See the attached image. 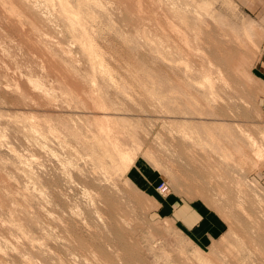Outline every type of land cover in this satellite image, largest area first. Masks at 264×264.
Returning a JSON list of instances; mask_svg holds the SVG:
<instances>
[{"label": "rangeland", "instance_id": "rangeland-1", "mask_svg": "<svg viewBox=\"0 0 264 264\" xmlns=\"http://www.w3.org/2000/svg\"><path fill=\"white\" fill-rule=\"evenodd\" d=\"M41 1L44 2L46 0H40V2ZM64 1L67 6L72 8V10L78 11L79 15H83V17L82 15H80V18L82 17L81 22H84L83 25L81 24L82 27L79 25L75 27L74 25L73 28L71 27L72 24L68 23L69 21H65L66 18L65 16H63L59 1L56 0H53V3L50 4L53 8L49 6L50 9L52 8V11L50 10V14L52 16L50 15V18L47 17L46 19L44 16L45 14H42L44 16L43 19L41 15H39L41 17L38 16V13L34 14L36 13V11H31L32 8H30L29 10V6L28 8H25L27 7V5H24V2L21 0H19L18 2L17 0H0V31H2L0 32V136L2 137L0 138L3 139V141H0V169L3 168V170H0V184L2 183L5 191L7 189L6 194H9L8 191L10 190V194H14L8 197L9 195L7 196L6 194H4L5 192L2 191L3 188L0 185V192L2 194L0 195V202L3 201L5 204H7L8 202L11 203L10 201H12V205L7 204L8 208L11 205L12 207H15V209H17L15 210L13 208L14 210H8L4 203L0 205V220L2 218V220L6 218V222L4 221L3 224H0V226L4 225V227H0V251H2L4 248L5 250H3L2 252H4V254L6 255L8 253V255L10 256L7 257L8 255H5L7 258L2 257L4 255L0 253V264H22L21 262H23L24 264L25 260L28 258L27 256H30L31 258L34 257V259H37L40 262L39 263L37 260L30 258L31 262L33 261V264L34 261L35 264L37 262L39 264H55L57 263V261L58 264L61 263H59V261H62V264H67V262H70L69 264H91L92 261V264H101V262L102 264H122V262L123 264H199L197 262V260L199 259L198 257L211 260L214 264H240L241 260L245 261L246 264H256L257 262L253 263L254 261L252 260V258H248V255L243 248H245L244 245H251L254 241L258 242L254 237L256 233L250 230L252 224L249 223V221L247 222L245 212H248L246 210L250 207V209H252H249L250 213L258 210V208L254 210L258 205L257 197H263L261 199L264 200V179L261 176L264 173V151L262 153L263 158L258 161L259 158H254L256 157L254 155L255 149L253 147L252 149L250 147L251 145L249 141L245 139L248 138L246 137L247 134L245 135V133H248L254 136L255 139L258 140V143L260 142V144L264 145V108L262 107L260 102L261 99L259 98V94L262 93V91L261 85L257 83V80L255 79L257 76L256 72H258L257 60L262 53L261 43L264 38L260 18H256L251 12L244 9L243 6L240 5L238 0H107L109 3H106L105 0H102L105 2L107 7L102 1H100L101 3L99 4V0H87V2H85V0ZM20 2L24 5V11L23 5H21ZM46 2L48 3V1ZM79 2L83 4H80ZM125 2L127 7L125 6ZM9 3L13 4L10 5L14 9L13 11L11 10ZM90 3H93L92 5L94 6H91ZM122 3L124 5V9L126 8L127 10H124L120 7V4ZM95 4H99L100 7L104 6V8H101L102 10L106 8V11L98 10L99 6L95 7ZM81 5L84 6L82 7ZM79 7L84 8V10L80 9ZM85 7L89 9H86ZM17 8H19L18 11L16 10ZM137 8L139 9V11ZM25 9L27 10L25 11ZM11 11L13 12V14ZM16 11L17 13L21 11L22 13L20 14L22 15V17L24 15L25 18H22L20 16L22 20L20 19V17H18V19L15 15ZM27 11H30V14H28ZM195 11L199 13L196 14ZM143 12L145 13V15H142ZM5 13H7V16L10 15V17L6 18ZM91 13L96 15V20H94V22L91 20L94 19L93 17H95V15L93 16ZM2 15L5 16L6 20ZM35 15H37L38 18ZM136 15L138 17H136ZM1 16L4 18V21L2 20ZM198 16L202 18L199 19ZM51 17H54L55 19ZM165 17L168 18V20L170 19V21L172 20V22H166L167 19ZM203 17L205 18L206 22H208V25L205 23ZM15 18H17L19 21ZM26 18H28L29 20ZM137 18L138 20L141 19L142 24L145 23L147 25L144 24L142 26L141 21H138ZM26 20L30 21L32 25H30V23H26ZM46 20L50 23L45 22ZM181 20L185 21L187 25ZM201 20L204 24L201 23ZM143 21L146 22L143 23ZM85 22L87 23V25ZM196 22L197 24H200L202 26L199 27ZM55 23H57V25ZM167 23L169 25H167ZM172 23H175L179 28H184L182 31L181 28L179 30L175 27L182 32L185 31L186 27H188L189 29H186L187 31H185L186 34L183 33L187 35L188 38L192 37V39H194L197 37L196 39H194V41L189 38L188 43L192 41L191 47H193V45L197 46L195 42L196 40H198L197 42L199 43L197 44L199 45L201 44V41L199 40H202V44L207 40L208 44L207 42L205 44L209 48L205 44H201L200 47L204 46L205 48L206 46V48L209 50H207L206 48L204 50L202 48H199L200 50H198V52L201 50L204 52L206 50L204 53L210 57L209 60L211 59L214 61V63L210 61L212 62V64L210 63L211 68L209 67L207 62H204L206 63L205 65L207 66V69H213L214 73H216L215 67L219 66L216 69H222V77H224V80L226 82H228L229 80L228 83H230V87H228L227 83L223 82V84L222 81L220 83V80H217L219 79L216 76L218 75L217 73L216 75L214 73H211L212 71L210 69L206 71L207 69L206 66H204L203 62L199 61L197 57H194L195 55L192 56L194 52L195 54H197L196 49H194L193 54L191 53L192 50L188 53V55L190 53L192 54L190 55L193 58L191 56L189 57L191 60L188 59V57H185L186 55L184 56L188 59L186 60L188 61L189 71L187 70V66L184 69V62L182 58L178 60L179 55L176 52L178 51V49H182L183 52H185L186 50L188 51L189 49H186L184 51V47L187 46H184L181 42L183 41V39L179 38L181 40L179 41L178 36L177 38L174 37L175 32H172L174 34L173 35L171 33L172 30H169L172 29L171 27H169ZM148 24L150 27L148 26ZM155 24H159L161 26L159 27L162 30H159L160 28H158V25L156 26ZM175 24L172 25L175 26ZM204 25H207L208 28L209 25H211L208 29L209 32L208 30H206L207 28H204L206 27ZM88 26H90V28ZM153 26L155 27V30ZM35 27L38 31L35 30ZM80 27H84V33L86 34L87 32L86 35H88L90 38L92 37L91 39L93 40L92 43L94 44V46H96L98 43L96 47L99 46V50L96 48V51L99 57L97 58L104 59H101L102 61H105L104 63L102 62L104 64L103 70L102 68H99V65L98 67H96V64L94 66L93 72H91V60H93V58L91 60L90 58L88 59L89 56L88 54H86L87 52L84 50V48L81 49V45L83 44L79 42V40L81 39L79 36L82 37V33L80 31H77L78 29L81 30ZM195 29H197V31ZM219 30L221 31L220 33ZM70 32H72V34H70ZM76 32L79 33L77 34ZM1 33H3L4 35ZM163 33L167 34V39H169V37L171 36V39L169 41H172V45L177 47V50L174 49V46L170 45L171 43L169 41H167L166 39L163 40L164 37L161 38L162 36H166L165 34L163 35ZM221 33H224L225 38L223 35L221 37ZM188 34H190V36H188ZM212 35L213 38H210L212 37ZM153 36H156L157 38H155L159 40L161 38L160 41L158 40L159 44L162 45L163 43L164 45L162 46V48H164L165 50L168 48V51L162 49V52L160 54L158 51H161L159 48L161 46L159 44V46L155 44L158 43L157 40L154 39L155 42L151 41L154 38ZM45 37L46 39L48 37L49 40H45ZM147 37L149 38V41L147 40ZM187 37L185 36L186 39ZM205 37H208V39H206ZM222 38H224V40ZM174 39H176L177 41L175 42ZM213 39L214 41H212ZM173 41L176 44H178L177 42L179 41L180 44L178 45H183L184 47L176 46ZM65 42L66 44L68 43V47H65ZM165 43H167V45ZM57 45L58 47L62 45L61 50L56 48ZM165 45L167 48L165 47ZM239 45L240 47L238 48ZM63 46L65 47L64 51ZM7 47L11 48L8 50H11V53H13L14 55L10 56L11 53L7 50ZM66 48L70 50L69 53L71 54L67 55L68 50ZM227 48H229V50H227ZM4 49L6 50L4 51ZM59 50L62 53L64 52V56ZM217 50L219 51V54H221V56L218 55ZM3 51L6 52V54H10L3 55ZM163 52L165 54H163L162 57L161 55ZM203 52L202 55H199L198 53L199 57L202 56L200 59H202L203 57L205 58L206 56H203ZM208 52L212 54H209ZM185 53L187 54V52ZM41 54H43L44 56L42 55V57ZM158 54H160L159 57ZM213 54L215 55V57H218V59L214 58ZM70 55L72 56L70 57ZM210 55L212 56V58ZM170 56H172V59H169ZM9 57H12L14 61L13 59H11L10 61ZM72 57H74V61L76 62L73 61ZM160 57L162 59L167 57L168 60L166 59L163 61L162 59H160ZM4 58H9L8 62H12V64L9 63L10 65H14L13 63H15V65L18 64L17 66L14 65V67H17L16 69L19 70L13 69V72L15 73V71H19L17 73L21 74L20 77L23 78V76L25 75V78L20 79L19 77L18 79V74L15 75L16 73H13L14 75H10L12 74V72L9 73V76L6 75L9 72L7 70L9 64H4V62H7L6 59L4 60ZM42 58H44V60ZM97 58L95 61L99 60ZM216 59L219 61H216ZM178 61L183 62V64H179V66L178 63L181 62ZM2 62L4 64H2L3 66L1 65ZM32 62H34L35 64L37 63L38 66H40L38 67L35 65L34 67V63ZM173 63H175L176 65ZM213 64H217V66H211ZM24 65L26 67H32L33 69L29 68V70L25 68ZM107 65L110 68L105 67ZM202 66L206 70L203 69ZM4 67H6L5 69L8 72L4 71ZM14 67L10 66L8 69L12 70V68ZM40 67L46 68L40 69ZM199 67L202 68V71L205 70L204 73H210L209 77L210 75H213L210 77L211 81L215 82L213 83L214 86L212 88L214 89L212 91L206 88L208 86L206 85V83H204L205 81L203 82L205 85L202 83V79L206 75L203 76V72L201 74L199 73L201 72ZM26 69L29 72H27ZM126 69L130 71L125 73L127 71ZM95 70L97 71V73L99 72L98 74H96L97 76L95 75ZM124 70L126 71L124 72ZM187 71L189 72V74H185L188 73ZM30 72L32 74L36 73L35 77H37L34 78H40V82H42V79H44V83L42 84H44L43 88H46L45 90H47L45 91L46 93H49L50 88L48 87L51 86V90L53 89L54 93L50 91V95H52L53 97L50 96L51 100L49 99V96L44 97H48L46 101L49 100L52 104L49 103L50 105L47 104V106L46 103H44L46 101L42 100L44 99V97L41 93L45 92L40 93L38 89L37 90L39 92L31 87V84V86L27 85L29 83L25 79H27L28 76L30 77ZM92 73H94V75L96 76H93L95 82L92 78ZM108 74H111L112 76ZM59 75L62 78H59ZM63 75L66 79L63 78ZM124 75L128 79H126ZM214 75L217 77L216 79ZM11 76H14L15 78ZM32 76H34V74L31 75V77ZM109 77H112L114 79H112L113 82L109 80ZM186 77L188 78V80H186ZM11 78H14L15 80H11ZM121 78H125L126 81L125 79L123 81ZM108 80L111 84L108 82ZM199 80L201 81L200 85H198ZM91 81L94 83L93 86L97 87H92ZM15 82L18 86L12 84ZM96 83L100 86H98ZM202 84V89H199L198 87L201 88ZM13 85L16 87H12ZM6 86H8V92L7 90H4L6 89ZM17 87L20 91L15 90ZM27 87L30 90L34 89L35 91L32 90V92L34 93H31V91ZM203 88L207 89V94L208 91L210 92L208 94L209 96L205 94V90L202 91ZM93 89L96 92H99L100 90L101 91L99 93H96ZM202 92L205 93L202 94ZM92 93L95 95L91 96ZM39 94H41L42 98H39L41 97ZM25 97H29V99H26ZM98 97L99 99H101V101L97 102L96 98ZM202 98H204V100ZM24 99L26 101L22 103L21 101H23ZM205 101L207 102L205 103ZM99 103L101 105L103 104L105 108L103 106L102 108ZM93 106H95V110L98 106L99 107L97 108V110L100 107L101 108L99 109V111H95ZM102 109H106V111ZM29 116L31 117V121H29ZM99 116H109V118H106H108L110 124L115 123V125L112 124L113 127L115 126L113 132H117V134L120 135L119 137L123 138L120 142L123 144L125 143L124 148H134L131 152V157L134 158L133 162L130 164V166L126 170L127 172H124V174L123 172L118 170L117 167H110V161L108 160V158L105 159V157L103 158L105 163L104 166L106 167H104V171L106 170V172L108 173H106L109 176L108 178V176L106 177V174L103 175L105 173L102 170L103 168L101 167V169L96 162V158H98V156H95L97 154H101L99 148H95L96 146L94 144V140L98 135V129L95 126L96 121L95 123L93 121L94 118L99 119ZM33 117H35V119ZM27 118L28 120H26ZM9 121L12 123H10ZM27 121H29L30 123ZM181 121H184V123ZM23 123L25 126L23 125ZM25 123H27V125ZM31 123H33V125L37 124L39 126L38 129H36L37 125L36 127H31ZM28 125L30 126V131ZM50 125L52 127L47 128ZM55 126L56 129H53V127L55 128ZM33 127L35 128L33 129ZM44 127L47 128L46 130H48L49 132L46 131ZM176 128L178 129L177 131ZM26 129L31 134L26 131ZM31 129L32 131L37 130L38 133L35 134V136L37 135L36 137H33V132H31ZM40 131L45 135H48L44 136V134L42 135ZM120 131H123V133H121ZM55 132H58V136ZM177 132L179 133L177 134ZM29 134L31 136H29ZM51 134H55L57 137L55 135L54 137ZM179 134H182L183 136H181L188 141H185V139H183L182 137L180 141ZM259 134H261L263 137ZM40 135L44 137L42 138ZM185 135L187 138L185 137ZM40 137L43 140L45 137H47L45 138L46 143L43 140L42 142L40 141V143H43V145L38 143ZM33 140L35 142H33ZM183 140L184 143H182ZM37 143L39 145H37ZM41 145L43 146V148H39ZM91 145H93L92 148L90 147ZM44 147L46 148L44 149ZM7 148H9V150ZM12 148L16 153L13 152V150H10ZM48 149L50 152L48 151ZM91 149L93 150L91 151ZM193 150L195 151L193 152ZM192 153L195 155L193 156ZM14 154H17V157L19 155H24L25 160L22 158L23 156H19L18 159ZM28 154H30V156L34 155L36 157L34 158L36 159V162H31L34 156H26ZM252 154L254 155V157ZM91 155L95 159L92 158ZM217 155H224L227 157V160H225V162L228 161V165L222 163L221 167H216V172L224 176L205 172V175L203 177V172L198 171L199 174L197 177L194 172L191 173L193 176H191L190 173H187L188 171H190L189 169H191V167H189V169L187 168L188 166H190L189 162L191 161V159L193 160L194 166L196 168L203 169V163H205L206 161L215 162V159H217ZM183 156H185V158ZM27 157H30L31 159L29 158V160ZM63 158L65 160H63ZM17 159L20 161H18ZM26 159L30 161V165L28 163L29 161L27 162ZM40 160L42 161V164L40 163ZM66 160L69 162H67ZM87 160H90L91 164L88 163L89 161ZM37 161H40L39 163L41 164V166H39L40 164ZM65 162L66 164H64ZM70 162H73V164ZM182 162H185L186 166H188L185 167V164H182ZM22 163H24V166L22 165ZM74 163L76 164V166L74 165ZM32 164H35L36 166L34 165V167ZM37 164H39V168H37ZM253 164H255V166ZM25 165H27L28 167H26ZM79 166L81 169H77V171L79 170L77 172L76 167L78 168ZM99 169H101L103 173ZM79 173H81L82 175H80ZM77 174L82 177L80 178L79 175L77 176ZM99 174L101 176L103 175V178L99 177ZM232 174L235 175V180H237L236 177H238V180H241V192L239 193L235 191L236 189L234 187V184L228 182L227 178L230 177L231 179ZM237 174L240 175L236 176ZM97 177L99 179H97ZM194 177L197 178L195 179ZM218 178H220V180L223 179L228 182V186L230 188L228 186L227 188L230 189V191L228 189L226 190L225 187L224 189L220 188V183L217 184L216 181L218 180ZM84 179L87 180L85 181ZM103 179L105 181H103ZM95 180L99 182L98 185L96 182H94ZM101 180L102 183L100 182ZM162 181L165 182L169 187V192L167 193V195L163 196L157 191L155 192L153 188L152 190L157 196V198H155V195H153L151 191L148 192V190H150L152 186H155L157 182L160 183ZM208 182L210 183V186L207 184ZM249 182L253 183L255 188H252L249 185ZM80 183H83L85 185ZM203 183L204 185L206 184L209 187L204 186ZM64 185H67V188ZM112 189L114 190L112 191ZM24 190L25 192H29L25 193ZM82 190H84V192H82ZM66 191H69V193H67ZM85 191L88 192L87 196ZM37 192L42 193V195L39 193V195L37 196ZM34 193L36 195H34ZM84 193L85 195H82ZM255 193L257 194V197L255 196ZM31 194H33L34 196H31ZM59 194L61 195V197L59 196ZM3 195H6L10 199L12 197V200L7 199L6 197L2 198ZM20 195H25L23 196V199L25 198L26 200H23ZM237 195H240L241 198H236ZM88 196L91 197V199ZM169 196H175V198L181 201H196L201 206L206 208V210H211L212 212H214L219 218L222 225L221 231L217 235V237H213L212 239L197 240L194 235L185 230L182 226L159 218L156 213V207L159 201L158 198H167ZM32 197L35 200H33ZM152 197L156 199L157 202L154 201ZM51 198L52 200H55L51 202ZM3 199H5V201H9L6 203ZM15 200L18 205L15 204L16 206H13ZM49 200L51 201L49 202ZM239 200H241V202ZM23 201H25V203ZM86 201L93 203L91 205L94 208L91 207V205L90 207L91 209L93 208L92 210H95L93 211L95 214L96 211H99V217L102 214V218L100 220L99 218L96 219L97 217L94 213H91L92 210L89 209L90 207L87 210H91L89 212L91 215L94 214V216H91V220L89 219L90 214L86 210V208L89 206V203H87ZM70 202H77L79 205L82 203L83 206L87 205V207L84 208L82 205L77 206V203H72L74 204L73 207H75V211H78V213H76L73 207H71L72 204H70ZM260 204L264 205L263 202H261ZM27 205H30V208H27ZM41 205L42 208H44L47 212L44 209L43 211L39 209L41 208ZM69 206L70 210L67 209V207ZM18 207L20 208V210L22 209L21 211L19 210L20 212L18 211ZM78 207L83 208L82 210L85 209L84 211H81L80 216V209L78 210ZM71 208L72 211H74L73 214L75 213L74 218L76 216L75 221L73 219V216L71 215ZM25 210H27V212H25L24 214V212L22 211ZM7 211H10V213L11 211L14 212L11 216L9 215V217V212L7 214ZM15 211L18 212L16 213ZM62 211L63 213H65V215L60 216V214H63ZM70 211L71 213H69ZM43 212H46V214H42ZM35 214L38 216H36ZM39 214L43 216H40ZM19 215L22 216V218ZM62 216H67V218H64ZM11 217L13 218V221L12 219H10ZM23 217L26 219H24ZM82 217L84 218L82 219ZM14 218H18L17 220H19L17 225H15L16 219ZM63 219H66V223L67 221H70L68 222V224H66ZM79 220H84V223L87 222L86 225ZM96 220H99L100 222ZM76 221H79L80 223H78V225H75V223L77 224ZM91 221H96L97 224H93ZM9 222L15 223L12 224L16 227L9 225L11 224ZM7 223L10 227L7 225ZM30 223H34V225ZM64 224L66 225L65 228ZM102 224L104 226H102ZM82 225H85V227L89 225L90 228L86 229ZM17 226L19 228L22 227L19 230L20 232H18ZM36 226L42 227V229L40 230V228ZM95 227L96 230H94ZM21 229L24 231L21 232ZM85 229H89V231H86ZM92 229L94 233L93 231H90ZM66 230H68L71 235H69L70 233H68ZM97 231L99 232L97 233ZM106 232L109 233L107 234ZM50 233L52 234V236ZM23 235H25L26 238H24ZM30 235L31 237L33 236L31 238L32 242L29 241L30 239H27L30 237ZM91 235H93V237H91ZM109 236L112 237L113 240L110 239ZM2 239L6 240V242L11 246V248L9 246L10 250H8L7 243ZM39 239L41 240V243L37 241ZM35 240L37 242H35ZM60 240L62 243L60 242ZM14 242H18L19 244L17 243L18 245H16V243L14 244ZM26 242L28 243L26 244ZM29 242L30 244L32 243L31 246ZM33 242H35L36 244L38 243L39 246L42 244V248H40ZM56 242L57 244H55ZM64 242L69 243V245ZM44 244L46 245V247H44ZM28 245L30 246V248L28 247ZM35 245L38 247H36ZM14 247H16V249H21L22 247H24L23 249L25 250L22 249V251H16ZM12 248H14V253L13 251L11 253L9 252L12 250ZM31 248H35L34 251H32ZM108 248L112 250L114 249V251H117V253L115 254V252H112L111 250V253H109ZM65 249H69V252L75 257L73 258L72 255H69V252ZM46 250H49L50 252L52 251V256L47 253L49 251ZM88 250L91 251L89 252ZM257 250H260V246H255V254L259 253ZM23 251H29L28 253L25 252L27 256ZM36 251L38 252L36 253ZM241 251H243V253H240ZM88 252L92 255L94 254L93 256L89 255L93 258L87 257L89 254ZM12 253L15 255H13ZM22 253H24L25 255ZM113 253L115 255H113ZM118 253H120L121 255L119 254V256ZM47 254H49L50 256H48ZM65 254H67V256ZM85 254L87 256H85ZM109 254L111 255V257ZM238 254L240 255L238 256ZM96 255L99 257H97ZM116 255H118L119 257ZM12 256L18 258L19 261ZM23 256L25 257L23 258ZM38 256H42L41 259H38ZM21 257L23 259H21L20 261ZM84 257H87V259H84ZM116 257H118V259ZM8 258L12 260L15 259L16 262L9 260ZM58 258H61L62 260ZM64 258L68 259H66L67 262L64 260ZM97 258L98 260H96ZM115 258L118 261L122 262H117ZM1 259H3V261ZM73 259L74 261H71ZM222 260H225L226 263Z\"/></svg>", "mask_w": 264, "mask_h": 264}, {"label": "bare ground", "instance_id": "bare-ground-1", "mask_svg": "<svg viewBox=\"0 0 264 264\" xmlns=\"http://www.w3.org/2000/svg\"><path fill=\"white\" fill-rule=\"evenodd\" d=\"M10 1H11V0H10ZM18 1H19V0H17V2H18ZM21 1L24 2V5H27V7H25V8H28V6H29V10H30V8H32L33 10L31 9V11L34 12V10H35L36 13H34V14H37V13H38V16L41 15L43 19H44V16H45V19H46L47 17H49V16L51 15V14H50V10H51L53 7H52L50 4L53 3V2H52L53 0H51V1L46 0V1H48V3H47L46 1H44V2L41 1V2H43V3H41L40 0H21ZM56 1H59V5L61 6V10H62L63 16H65V18H66L65 21H67V22L69 21L68 23L72 24L71 27H73V28H74V25H75V27L78 26V25L82 27V25H83V23H84V22H83V23L81 22V19H82L83 15L80 14V15H82V17L80 18L79 12H78V11H74V10H72L71 7L67 6V4L65 3L64 0H56ZM82 1H83V0H82ZM91 1H92V0H91ZM93 1H94V0H93ZM96 1H98V0H96ZM100 1H102V0H99V4L101 3ZM105 1H106V3H107L109 0H108V1L105 0ZM17 2H16V3H17ZM45 2H46V3H45ZM49 2H50V3H49ZM85 2H87V0H85ZM102 2H104V1H102ZM25 3H26V4H25ZM76 3H78V2H76ZM79 3H80V2H79ZM95 3H97V2H95ZM108 3H109V2H108ZM2 4H3V3H2ZM20 4H21V2H20ZM80 4H83V3H80ZM90 4H91V3H90ZM92 4H93V3H92ZM92 4H91V6H94V5H92ZM99 4H95V7H96V6H97V7H98V6L100 7ZM104 4H105V2H104ZM104 4H103V5H104ZM10 5H13V4H12V3H9V6H10ZM15 5H16V4H15ZM15 5H14V8H15ZM21 5H23V3H22ZM21 5H20V6H21ZM24 5H23V11H24ZM78 5H79V4H78ZM78 5H77V6H78ZM101 5H102V4H101ZM120 5H121L120 7H121L122 9H124V5H123V3L120 4ZM127 5H128V4H127ZM18 6H19V5H18ZM49 6L52 7V8L50 9ZM81 6H82V5H81ZM83 6H84V5H83ZM83 6H82V7H83ZM105 6H106V4H105ZM122 6H123V7H122ZM125 6H126V2H125ZM201 6H202V5H201ZM205 6H206V5H205ZM10 7H11V10L13 11V10H14L13 7H12V6H10ZM10 7H9V8H10ZM99 7H98V10H102V8H104V6H103V7L101 6V7H102V8L100 7L101 9H100ZM106 7H107V6H106ZM120 7H119V9H120ZM126 7H127V6H126ZM19 8H20V7H19ZM19 8H17L16 10L18 11ZM79 8H80V7H79ZM85 8H86V7H85ZM80 9H83V10H84V8H80ZM86 9H89V8H86ZM92 9H94V8H92ZM105 9H106V8H105ZM105 9H103V10H105ZM116 9H118V8H116ZM137 9H138V8H137ZM5 10H6V9H5ZM26 10H27V9H25V11H26ZM103 10H102V11H103ZM124 10H127V9L125 8ZM6 11H7V10H6ZM12 11H11V12H12ZM17 11L15 12V15L17 16V18L20 17V16L22 17V15L20 14V13H22V12L20 11V12L17 13ZM37 11H41V12H37ZM51 11H52V10H51ZM90 11H91V10H90ZM105 11H106V10H105ZM135 11H137V10H135ZM138 11H139V9H138ZM4 12H5V11H4ZM4 12H3V13H4ZM27 12H28V11H27ZM29 12H30V11H29ZM29 12H28V14H30ZM53 12H54V11H53ZM88 12H89V11H88ZM91 12H92V11H91ZM195 12H196V11H195ZM89 13H90V12H89ZM93 13H94V12H93ZM117 13H118V12H117ZM124 13H126V12H124ZM136 13H137V12H136ZM139 13H140V12H139ZM198 13H199V12H198ZM198 13L196 12V14H198ZM6 14H7V13H5V15H6ZM12 14H13V12H12ZM42 14H45V15L43 16ZM87 14H88V13H87ZM91 14H92V13H91ZM119 14H120V12H119ZM143 14L145 15L144 12L142 13V15H143ZM202 14H203V13H202ZM85 15H86V14H85ZM85 15H84V16H85ZM92 15L94 16L95 14H92ZM138 15H139V14H138ZM142 15H141V16H142ZM209 15H210V14H209ZM2 16H3V15H2ZM2 16H1V18H2V20H3V19L5 18V16H3L4 18H3ZM35 16L37 17V15H35ZM41 16H39V17H41ZM51 16H52V15H51ZM88 16H89V15H88ZM196 16H197V15H196ZM7 17H10V15H9V16L6 15V18H7ZM21 17H20V19H21ZM23 17H24V15H23ZM23 17H22V18H23ZM86 17H87V16H86ZM86 17H85V18H86ZM91 17H92V16H91ZM136 17H138V16L136 15ZM207 17H208V16H207ZM6 18H5V20H6ZM17 18H15V19H17ZM24 18H25V17H24ZM37 18H38V17H37ZM49 18H50V17H49ZM51 18H54V17H51ZM93 18H94L93 20H91V18H90V20L94 22V20H96V15H95V17H93ZM139 18H140V17H139ZM144 18H145V17H144ZM144 18H142V19H144ZM165 18H166V17H165ZM198 18L200 19V18H202V17H199V16H198ZM203 18H204V17H203ZM18 19H19V18H18ZM18 19H17V20H18ZM26 19H28V18H26ZM54 19H55V18H54ZM86 19H87V18H86ZM166 19H167V20H166ZM166 19H165L166 22H167V21H168V22L170 21V19H169V20H168V18H166ZM184 19H185V18H184ZM21 20H22V19H21ZM28 20H29V19H28ZM28 20H26V21H27L26 23L29 24L30 21H28ZM137 20H138V18H137ZM145 20H146V19H145ZM179 20H180V19H179ZM204 20H205V18H204ZM3 21H4V20H3ZM18 21H19V20H18ZM138 21H141V19H139ZM181 21H182V20H181ZM181 21H179V22H181ZM45 22H48V21L46 20ZM52 22H56V21H52ZM52 22H51V23H52ZM144 22H146V21H143V23H144ZM171 22H172V20L170 21V23H171ZM182 22H184V23L187 25V23H186L185 21H182ZM209 22H210V21H209ZM48 23H50V22H48ZM68 23H67V24H68ZM85 23H86V22H85ZM175 23H176V22H175ZM175 23H172V24H175ZM201 23H203L202 20H201ZM205 23L207 24L208 22H206V20H205ZM55 24L57 25V23H55ZM60 24H61V23H60ZM70 24H69V25H70ZM81 24H82V25H81ZM141 24H142V21H141ZM144 24H145V23H144ZM144 24H142V26H143ZM172 24H170L171 26H169V27H171L172 29H169V30H172L171 33H172V32H173V33L175 32V35H176V36H175L173 33H172V34H173L174 37H176V38H177V36H178V40H179V41H181L180 39L182 38L183 41H181V42L183 43L184 46L186 45L187 47H184L183 45H182V46H181V45H178V44H180L179 41L177 42L178 44H176V43H175V42L177 41L176 39H174L175 42H174V41H173V42H174V44H175L176 46L184 47V51H185L186 49H189L188 51H187V50L185 51V52H187V54H186L185 52H183L182 49L179 50L177 47H175L174 45H172V43H171L172 41H171V42L169 41V40L171 39V38H170L171 36L169 37V39H167V38H168V37H167V34H166V33H163V35L165 34L166 36H162V37L160 36V37H161V38L164 37L163 40L166 39L167 41H169V42L171 43L170 45L174 46V49H176V48L178 49V51L176 52V53H178V55H179V59H178V60H180V59L182 58V60H183V62H184V65H183L184 69H185V67L187 66V70L189 71V68H188L189 66H188V61H187V60L190 59L189 57L193 54L194 49L197 50V51L195 50L197 54H195V52H194V54H193L192 56L195 55L194 57H197L199 61L203 62L204 66H206V65H205L206 63H204V62H207L208 65H209V67H210V63L212 64V62L214 63V61L211 60V59L209 60L210 57H209L207 54L204 53L206 50H205L204 52L201 50V51L203 52V56L206 55L205 58L203 57L202 59H200L202 56L199 57V55H202V52H201V51L198 52V50H200L201 48H202L203 50L206 48L207 45H206L205 43L207 42V40H206V42H204L203 44H202V40H199V41H201L200 43H201L202 45H204V44L206 45L205 48H204V46H203V47H200L201 44H200V45L197 44V43H199V42H197L198 40L195 41L197 46L193 45V47H191V45H192V44H191V43H192L191 40L194 41V39H196L197 37L194 38V39H192V37H189V38L191 39V40H190L191 42L188 43L189 38L187 37V35H185V34H186L185 31H187L189 28L186 27L187 30L185 29V31L182 32L184 28H181V27H180L182 31H179L180 28L177 27L176 24H175V26L172 25ZM196 24H197V22H196ZM203 24H204V23H203ZM30 25H32V24L30 23ZM86 25H87V23H86ZM145 25H147V24H145ZM155 25H156V26L158 25V28L161 27L159 24H155ZM167 25H169V24L167 23ZM186 25H185V26H186ZM197 25H199V27L202 26V25H200V24H197ZM207 25H208V24H207ZM207 25H204V26H206V27H204V28H207L206 30H208V29L210 28V26H211V25H209V28H208ZM148 26H149V24H148ZM159 26H160V27H159ZM172 26H173L174 28H173ZM30 27H31V26H30ZM81 27H80L81 30H79V29L77 30V31H80V32L82 33V37L79 36V37L81 38V39H80L81 41L79 40V42H81V43L83 44V45H81V46H82L81 49L84 48V50L87 52L86 54H88V56H89L88 59L90 58V60H91V59L93 58V60H91V67H92L91 72H93V70H94V66H95L96 64H97L96 67H98V65H99V66H100L99 68H100V69L102 68V70H103V69H104V64H103V63H104L105 61H102V60H104V59H102V58H101L102 60H101L100 58H97V57H99V56H98V53H97V51H96V48L99 50V48H98L99 46L96 47V46L98 45V43H97L96 46H94V44L92 43L93 40L91 39L92 37L90 38L88 35H86L87 32L85 31L86 34L84 33V29H83L84 27H83V28H81ZM88 27L90 28V26H88ZM149 27H150V26H149ZM153 27H154V26H153ZM169 27H168V28H169ZM175 27L178 28L179 30L176 29ZM78 28H79V27H78ZM158 28H157V29H158ZM13 29H14V28H13ZM29 29H30V28H29ZM60 29H61V28H60ZM75 29H76V28H75ZM157 29H156V30H157ZM174 29H175V30H174ZM35 30H37L36 27H35ZM154 30H155V27H154ZM154 30H153V31H154ZM159 30H162V29L160 28ZM191 30H192V29H191ZM195 30L197 31V29H195ZM37 31H38V30H37ZM71 31H72V30H71ZM202 31H203V30H202ZM204 31H205V30H204ZM0 32H2V31H0ZM15 32H16V30H15ZM29 32H30V31H29ZM181 32H182V33H181ZM208 32H209V30H208ZM220 32H221V31L219 30V33H220ZM222 32H223V31H222ZM73 33H74V29H73ZM76 33H77V32H76ZM78 33H79V32H78ZM78 33H77V34H78ZM183 33H185V34H183ZM187 33H189V32H187ZM193 33H194V32H193ZM196 33H198V32H196ZM1 34H3V33H1ZM19 34H20V33H19ZM24 34H25V32H24ZM70 34H72V32H70ZM178 34H179L180 36H179ZM182 34H183V35H182ZM209 34H210V33H209ZM3 35H4V34H3ZM9 35H10V34H9ZM43 35H44V34H43ZM184 35L187 37V39L185 38ZM196 35H197V34H196ZM199 35H200V34H199ZM222 35L224 36V33H223V34L221 33V37H222ZM21 36H22V35H21ZM45 36H46V35H45ZM91 36H92V35H91ZM188 36H190V34H188ZM208 36H209V35H208ZM42 37H43V36H42ZM153 37H154V38H153ZM153 37H151V38H153L151 41H154V39L157 40V41L159 40V39H156V38H157L156 36H153ZM155 37H156V38H155ZM193 37H195V36H193ZM147 38H148V37H147ZM158 38H159V37H158ZM161 38H160V40H161ZM179 38H180V39H179ZM201 38H202V37H201ZM205 38H206V37H205ZM210 38H213V35H212V37H210ZM224 38H225V36H224ZM224 38H222V39L224 40ZM44 39H45V40H49L48 37H47V39H46V37H45ZM76 39H77V38H76ZM198 39H199V38H198ZM206 39H208V37H207ZM147 40L149 41V38H148ZM160 40H159V41H160ZM163 40H162V41H163ZM166 40H165V41H166ZM219 40H221V39H219ZM159 41H158V43H155V44L158 45V44H159ZM165 41H164V42H165ZM212 41H214V39H213ZM154 42H155V41H154ZM209 42H210V39H209ZM148 43H150V42H148ZM167 43H168V42H167ZM167 43H165V44L167 45ZM184 43H185V44H184ZM59 44H62V43H59ZM59 44H58V45H59ZM65 44H66V42H65ZM65 44H64V45H65ZM67 44H68V43H67ZM67 44L65 45V47L67 46ZM152 44H153V43H152ZM193 44H195V43H193ZM207 44H208V42H207ZM58 45L56 46V48L61 50L62 45H60V47H58ZM159 45H160V44H159ZM159 45H158V46H159ZM163 45H164V44L162 43V45H160L161 47H159L161 51H158V52H159L160 54H161V52H162V49H164V48H162ZM166 45H165V47H166ZM153 46H154V44H153ZM198 46H199V47H198ZM210 46H211V45H210ZM4 47H5V46H4ZM47 47H48V46H47ZM65 47L63 46V51H64V48H65ZM67 47H68V46H67ZM154 47H155V46H154ZM194 47H197L198 49H197V48H194ZM207 47H208V46H207ZM239 47H240V45L238 46V48H239ZM151 48H152V47H151ZM166 48H167V47H166ZM171 48H172V47H171ZM192 48H193V49H192ZM199 48H200V49H199ZM208 48H209V47H208ZM218 48H219V46H218ZM253 48H254V47H253ZM8 49H11V48L7 47V50H8ZM66 49H67V48H66ZM154 49H155V48H154ZM167 49H168V48H167ZM167 49H166V50H167ZM177 49H176V50H177ZM206 49H207V48H206ZM224 49H226V48H224ZM2 50H3V49H2ZM5 50H6V49H4V51H5ZM60 50H59V51H60ZM67 50H68V49H67ZM155 50H156V49H155ZM155 50H154V51H155ZM164 50H165V49H164ZM164 50H163V51H164ZM166 50H165V51H166ZM169 50H170V49H169ZM191 50H192V52H191ZM207 50H209V49H207ZM210 50H211V49H210ZM220 50H221V49H220ZM227 50H229V48H227ZM4 51L2 52V53H4L3 55H9V54L11 53V50H8V51H10V53H7V54H6V52H4ZM8 51H7V52H8ZM69 51H70V50H68L67 55H68V54H71V53H69ZM82 51H83V50H82ZM101 51H102V50H101ZM149 51H150V50H149ZM156 51H157V50H156ZM167 51H168V50H167ZM172 51H173V49H172ZM179 51H180V52H179ZM217 51H218V50H217ZM60 52H61V51H60ZM65 52H66V50H65ZM98 52H99V51H98ZM189 52H191L192 54L190 53L191 55H190V54L188 55ZM209 52H210V51H209ZM209 52H208V53H209ZM61 53H62V52H61ZM61 53H60V54H61ZM63 53H64V52H63ZM63 53H62V54H63ZM198 53H199V55H198ZM200 53H201V54H200ZM215 53H216V52H215ZM217 53H218V55L221 56V54H219V51H218ZM228 53H229V52H228ZM46 54H47V53H46ZM160 54H158V57H159ZM163 54H165V53H164V52L162 53V55H161L162 57H163ZM209 54H212V53H209ZM12 55H14V54L11 53L10 56H12ZM42 55H43V54H41V56H42ZM154 55H155V54H154ZM169 55H170V54H169ZM185 55H186V56H185ZM196 55H198V56H196ZM213 55H214V54H213ZM43 56H44V55H43ZM43 56H42V57H43ZM63 56H64V54H63ZM65 56H66V54H65ZM71 56H72V55H70V57H71ZM86 56H87V55H86ZM103 56H104V55H103ZM184 56H185V57H188V59L185 58ZM192 56H191V57H192ZM207 56H208V57H207ZM210 56H211V55H210ZM5 57H6V56H5ZM16 57H17V56H16ZM47 57H48V55H47ZM47 57H46V58H47ZM100 57H101V56H100ZM117 57H118V56H117ZM183 57H184L185 59H184ZM206 57H207V58H206ZM9 58H10V57H9ZM9 58H8V59H9ZM68 58H69V57H68ZM96 58L99 59V60H98V61H95ZM168 58H169V57H168ZM192 58H193V57H192ZM211 58H212V56H211ZM214 58H217V59H218V57H215V55H214ZM5 59H6V58H4V60H5ZM8 59H6L7 62H4V64H5V63H6L7 65H8L9 63L12 64V62H8ZM11 59H13V58L11 57L9 60L11 61ZM18 59H19V58H18ZM42 59L44 60V58H42ZM48 59H49V58H48ZM48 59H47V60H48ZM70 59H71V58H70ZM72 59H73V61L75 60L74 57H72ZM160 59H162V58L160 57ZM166 59H167V57H166V58H163L162 60L164 61V60H166ZM169 59H172V56H170ZM186 59H187V60H186ZM204 59H205V60H204ZM217 59H216V61H219V60H217ZM2 60H3V59H2ZM116 60H117V59H116ZM167 60H168V59H167ZM182 60H181V61H182ZM190 60H191V59H190ZM202 60H203V61H202ZM214 60H215V59H214ZM13 61H14V59H13ZM19 61H20V60H19ZM51 61H52V59H51ZM71 61H72V60H71ZM73 61H72V62H73ZM88 61H89V60H88ZM181 61H178V62H181ZM210 61H212V62H210ZM74 62H76V61H74ZM74 62H73V63H74ZM102 62H103V63H102ZM168 62H169V61H168ZM178 62H177V63H178ZM183 62L178 63V65H179V64L182 65ZM189 62H190V61H189ZM201 62H200V64H201ZM32 63H34V62H32ZM50 63H51V62H50ZM170 63H171V62H170ZM175 63H176V62H175ZM175 63H173V64H175ZM191 63H192V61H191ZM191 63H190V64H191ZM2 64H3V62L1 63V65H2ZM4 64H3V65H4ZM13 64L15 65V63H13ZM24 64H25V63H24ZM27 64H28V63H27ZM51 64H52V63H51ZM75 64H76V63H75ZM78 64H79V63H78ZM89 64H90V62H89ZM105 64H106V63H105ZM167 64H168V63H167ZM3 65H2V66H3ZM14 65H10V64H9L8 66H9V67H10V66H11V67H14ZM17 65H18V64H17ZM17 65H15V66H17ZM35 65L38 66L37 63H36V64L34 63L33 66L35 67ZM79 65H80V64H79ZM175 65H176V64H175ZM192 65H193V63H192ZM192 65H191V66H192ZM214 65L217 66V64H213V65H211V66H214ZM24 66H25V65H24ZM39 66H40V65H39ZM39 66H38V67H39ZM88 66H89V65H88ZM124 66H126V65H124ZM173 66H174V65H173ZM179 66H180V65H179ZM220 66H222V65H220ZM9 67H8V68H9ZM22 67H23V66H22ZM105 67H109V66L107 65V66H105ZM175 67H176V66H175ZM218 67H219V66H218ZM218 67H215L216 73L218 74V75H216V73H214V70H213V69H212V70L210 69L211 67L207 69V66H206V69H207V70H206V69L202 66V68L205 69L206 71H208V70L210 69V70L212 71V72H211V71H210V72H211V73H214V74L219 78V79H217V80H218V81L220 80V81H219L220 83H221V81H222V83H223V82H224V83H227V84H228V87H230V83H228L229 80H228V82H226V81L224 80V77H222V76H223V72L221 71L222 69H220V68H219L220 70H219V69H216V68H218ZM5 68H6V67H4V71H5V72H8V71H9L8 74H6V75L9 76V73H11V72H12V74H10V75H14V74L16 73L15 75L18 74V75H19V76H18V79H19V77H20V75H21V74L17 73V72H19V71H15V73L13 72L14 70H19V69H16L17 67L12 68V70H10V69L7 68L8 71H6ZM19 68H20V67H19ZM25 68L29 69L30 67H29V66H27V67L25 66ZM31 68H32V67H31ZM31 68H30V69H31ZM36 68H37V67H36ZM45 68H46V67H45ZM45 68L40 67V69H45ZM109 68H110V67H109ZM202 68L199 67V69L201 70V72H199V73L201 74V73L203 72V76L206 75L205 77H203L204 80L202 79V83L205 81L204 83H206V85L208 86V87H206V88H207L208 90L210 89V90L212 91V90L214 89V88H212V87L214 86L213 83H215V82H212L211 79H210V77L213 76V75H210V77H209V74H210V73H209V74H208V73H204L205 70L202 71ZM212 68H213V67H212ZM2 69H3V68H2ZM13 69H14V70H13ZM27 69H26V70H27ZM30 69H29V70H30ZM32 69H33V68H32ZM38 69H39V68H38ZM40 69H39V70H40ZM223 69H224V68H223ZM52 70H53V69H52ZM96 70H97V69H96ZM96 70H95V71H96ZM108 70H109V69H108ZM126 70H127V71H126ZM126 70H124V72L126 71L125 73H127L128 71H130V70H128V69H126ZM224 70H225V69H224ZM31 71H32V70H31ZM43 71H45V70H43ZM43 71H42V72H43ZM53 71H54V70H53ZM98 71H99V70H98ZM104 71H105V70H104ZM110 71H111V70H110ZM184 71H185V70H184ZM188 71H187V72H188ZM27 72H29V71L27 70ZM33 72H34V71H33ZM91 72H90V73H91ZM101 72H102V71H101ZM185 72H186V71H185ZM190 72H191V71H190ZM13 73H14V74H13ZM55 73H56V72H55ZM98 73H99V72H98ZM98 73H97V71H96L95 75L98 74ZM192 73H193V72H192ZM30 74H31V75L34 74V76H32L33 78L31 77ZM33 74L30 72V73H29L30 77L28 76L27 79H25V80L29 83V84H27V85H28V86H31V85H32L31 87H33V88L36 89V90L38 89V90L40 91V93H41V92H45V91H47V90H45L46 88H45V89L43 88V85H44V84H42V83H44V81H43L44 79H42V82H40V80H39L40 78H39V79H35V78L37 77V76L35 77V74H36V73H33ZM92 74H93V75H92V78L94 79L93 76H95V75H94V73H92ZM185 74H189V72H188V73H185ZM185 74H184V76H185ZM226 74H227V72H226ZM39 75H40V74H39ZM39 75H38V76H39ZM99 75H100V74H99ZM108 75H111V74H108ZM108 75H107V79H108ZM122 75H123V74H122ZM190 75H191V74H190ZM215 75H214V76H215ZM24 76H25V75H24ZM24 76H23V78L20 77V79H24V78H25ZM26 76H27V75H26ZM59 76H60V75H59ZM96 76H97V75H96ZM96 76H95V77H96ZM100 76H101V75H100ZM111 76H112V75H111ZM124 76H125V75H124ZM124 76H122V77H124ZM216 76H215V79L217 78ZM5 77H6V76H5ZM5 77H4V78H5ZM11 77H14V76H11ZM34 77H35V78H34ZM98 77H99V76H98ZM14 78H15V77H14ZM14 78H13V79H14ZM59 78H62V77L60 76ZM63 78H65L64 75H63ZM109 78H110L109 80H110L111 82H113V81H112L113 78H112V77H109ZM119 78H120V76H119ZM125 78L128 79L126 76H125ZM125 78H123V79L121 78V79L124 81ZM186 78H187V77H186ZM213 78H214V77H213ZM13 79L11 78V80H13ZM46 79H47V78H46ZM65 79H66V78H65ZM65 79H63V80H65ZM93 79H91V80H93ZM101 79H102V78H101ZM126 79H125V81H126ZM14 80H15V79H14ZM63 80H62V81H63ZM109 80H108V82L110 83ZM113 80H114V79H113ZM186 80H188V78H187ZM21 81H22V80H21ZM26 81H25V82H26ZM102 81H103V80H102ZM127 81H128V80H127ZM192 81H194V80H192ZM214 81H216V80H214ZM22 82H23V81H22ZM27 82H26V83H27ZM91 82H92V81H91ZM94 82H95V79H94ZM188 82H189V81H188ZM194 82H196V81H194ZM97 83H98V81H97ZM97 83H96V84H97ZM192 83H193V82H192ZM204 83H203V84H204ZM224 83H223V84H224ZM4 84H5V83H4ZM12 84H15L16 86H18V85L16 84V82H15V83H12ZM30 84H31V85H30ZM47 84H48V82H47ZM93 84H94V83L92 82V87H97V86H93ZM110 84H111V83H110ZM113 84H114V83H113ZM113 84H112V85H113ZM131 84H132V83H131ZM194 84H195V83H194ZM196 84H198V83H196ZM200 84H201V81L199 80V84H198V85H200ZM203 84L201 85V88H200V87H198V88H199V89H202ZM97 85L100 86L99 84H97ZM115 85H116V84H115ZM129 85H130V84H129ZM191 85H192V84H191ZM204 85H205V84H204ZM0 86H1V85H0ZM8 86H9V85H8ZM8 86H6V89H4V90H7V89H8ZM16 86L13 85L12 87L15 88ZM49 86H50V84H49ZM136 86H137V85H136ZM223 86H225V85H223ZM226 86H227V85H226ZM12 87H11V88H12ZM11 88H10V89H11ZM17 88H18V87H17ZM17 88L15 89L16 91L19 90V88H18V89H17ZM27 88H28V87H27ZM48 88H50L49 93H48V92H47V93L45 92V93H41V94H42L43 97H44V96H49V99L51 100V97H53V96L50 95V94H51V92H53V89L51 90V86L48 87ZM48 88H47V89H48ZM206 88H203L202 91L205 90V92H206V91H207ZM211 88H212V89H211ZM28 89H29V88H28ZM34 89H32V90L35 91ZM96 89H97V88H96ZM225 89H226V88H225ZM225 89H224V90H225ZM29 90H30V89H29ZM32 90H30L31 93H34V92H32ZM38 90H37V91H38ZM68 90H69V89H68ZM93 90H94V89H93ZM19 91H20V90H19ZM37 91H36V92H37ZM39 91H38V92H39ZM50 91H51V92H50ZM94 91H95V90H94ZM94 91H93V93H94ZM97 91H98V90H97ZM100 91H101V90H100ZM100 91H99V92H100ZM3 92H4V91H3ZM7 92H8V90H7ZM9 92H10V91H9ZM38 92H37V93H38ZM95 92H96V91H95ZM99 92H96V93H99ZM205 92H204V93H205ZM5 93H6V92H5ZM11 93H14V92H11ZM11 93H10V94H11ZM53 93H54V92H53ZM53 93H52V94H53ZM93 93L91 94V96L95 95V94H93ZM204 93L202 92V94H204ZM209 93H210V92L208 91V94H209ZM212 93H213V92H212ZM15 94H16V93H15ZM18 94H21V93H18ZM41 94H39V95L41 96ZM43 94H44V95H43ZM47 94H49V95H47ZM101 94H102V92H101ZM205 94H207V92H206ZM208 94H207V95H208ZM27 95H28V94H27ZM32 95H33V94H32ZM34 95H35V94H34ZM96 95H97V94H96ZM23 96H24V95H23ZM25 96H26V95H25ZM42 96L39 97V98H42ZM50 96H51V97H50ZM208 96H209V95H208ZM19 97H20V95H19ZM33 97H34V96H33ZM95 97H96V96H95ZM95 97H94V99H95ZM210 97H211V94H210ZM210 97H209V98H210ZM23 98H24V97H23ZM25 98H26V99H27V98L29 99V97H25ZM206 98H207V97H206ZM33 99H34V98H33ZM33 99H32V100H33ZM46 99H48V97H46V98L44 97V99H42V100H45V101H46ZM96 99H97V100H96L97 102H98V101H101V99H99V97L96 98ZM202 99L204 100V98H202ZM20 100H21V99H20ZM32 100H31V101H32ZM34 100H35V99H34ZM36 100H37V99H36ZM1 101H2V100H1ZM24 101H26V100L24 99V100L21 101V102L23 103ZM29 101H30V100H29ZM48 101H49V100H47L46 102H44V101H42V102L46 103V105H47V104H48V105L52 104V103H50V101H49V102H48ZM36 102H37V101H36ZM94 102H95V100H94ZM103 102H104V101H103ZM206 102H207V101H205V103H206ZM25 103H26V102H25ZM29 103H30V102H29ZM49 103H50V104H49ZM17 104H18V103H17ZM33 104H34V102H33ZM93 104H94V103H93ZM99 104H100V103H99ZM35 105H36V104H35ZM48 105H47V106H48ZM100 105H101V104H100ZM44 106H45V105H44ZM102 106H103V104L101 105V107H102ZM106 106H107V105H106ZM19 107H20V106H19ZM49 107H50V106H49ZM98 107H99V106H98ZM98 107H97V108H98ZM101 107H100V108H101ZM103 107H104V106H103ZM103 107H102V108H103ZM24 108H25V107H24ZM93 108H94V110H95V106H93ZM97 108H96V110H97ZM100 108H99V109H100ZM104 108H105V107H104ZM99 109H98L97 111H99ZM96 110H95V111H96ZM102 110L106 111V109H102ZM100 111H101V110H100ZM103 113H104V112H103ZM103 113H102V114H103ZM17 114H18V113H17ZM107 114H108V112H107ZM99 115H100V114H99ZM104 115H105V114H104ZM0 116H1V114H0ZM30 116H33V115H30ZM30 116H29V121H31V120H30V118H31ZM110 116H111V115H110ZM9 117H10V116H9ZM95 117H96V116H95ZM106 117L109 118V116H101V117L99 116V119H98V118H97V119L94 118V121H93L94 123H95V121H96V123H95L96 125H95V126H96L97 129H98V135H97V137H96L95 140H94V144H95V146H96L95 148H97V147L99 148V150H100V154H101V155L97 154V155L95 156V157L98 156V158H96V162L98 163V165L100 166V168H101V167L103 168V169H102V168H101V169L104 171V169H105L106 167L104 166L105 163H104V159H103V158L106 157L105 159L108 158V160L110 161V164H109L110 167L115 166V167H117L118 170H120V171L123 172V174H124V172H127L126 170H127L128 167L130 166V164L133 162V159H134V158L131 157V152L133 151L134 148H127V147L124 148L125 143L123 144V143L120 142L121 139H123V138H120V137H119L120 135L117 134V132H115V133L113 132V129H115V126L113 127L112 124L115 125V123H112V122H111L112 124H110L108 118H106ZM11 118H12V117H11ZM25 118H26V117H25ZM33 118L35 119V117H33ZM2 120H4V119H2ZM9 120H10V119H9ZM12 120H13V119H12ZM26 120H28V118H27ZM110 120H112V119H110ZM113 120H114V119H113ZM29 121H27V122H29ZM33 121H34V120H33ZM33 121H32V122H33ZM184 121H185V120H184ZM184 121H181V122L184 123ZM9 122H10V121H9ZM34 122H35V121H34ZM114 122H115V121H114ZM10 123H12V122H10ZM29 123H30V122H29ZM36 123H37V122H36ZM36 123H35V124H36ZM25 124L27 125V123H25ZM31 124H32L31 127H32V126H35V127H36V125H37V124H36V125H33V123H31ZM48 124H49V123H48ZM23 125H24V123H23ZM24 126H25V125H24ZM46 126H47V125H46ZM26 127H27V126H26ZM35 127H33V129H34ZM38 127H39V126L37 125L36 129H38ZM41 127H42V126H41ZM50 127H52V126L50 125V126L47 127V128H50ZM181 127H182V126H181ZM184 127H185V126H184ZM189 127H190V126H189ZM189 127H188V128H189ZM192 127H193V126H192ZM28 128H29V131H30V126H29V125H28ZM44 128H45V127H44ZM47 128H45V130H46ZM171 128H172V127H171ZM190 128H191V127H190ZM53 129H56V126H55V128L53 127ZM172 129H173V128H172ZM180 129H182V128H180ZM191 129H192V128H191ZM39 130H40V128H39ZM41 130H42V129H41ZM49 130H51V129H49ZM173 130H174V129H173ZM177 130H178V129L176 128V131H177ZM26 131H28V130L26 129ZM29 131H28V132H29ZM42 131H43V130H42ZM46 131H48V130H46ZM171 131H172V130H171ZM28 132H27V133H28ZM31 132H33V137L35 136L36 133H38L37 130H36V131H32V129H31ZM34 132H35V133H34ZM43 132H45V131H43ZM43 132L40 131V133H42V135L44 134ZM48 132H49V131H48ZM120 132H121V131H120ZM179 132H180V131H179ZM179 132H177V134H178ZM189 132H190V131H189ZM29 133H30V132H29ZM45 133H46V132H45ZM50 133H51V131H50ZM50 133H49V135H50ZM55 133L57 134L58 132H55ZM121 133H123V131H122ZM191 133H192V132H191ZM260 133H262V132H260ZM0 134H1V132H0ZM2 134H3V133H2ZM30 134H31V133H30ZM30 134H29V136H31ZM183 134H184V133H183ZM246 134H247L246 137H248V138H245V139L249 141V143H250V145H251L250 147H251V148L253 147V148L255 149V151H254V155H255L257 158L254 157V155L252 154L253 157H254L255 159H258V158H259L258 161H260V160L264 157V156L262 157V153H263V151H264V149H263V146H264V145H263V144H260V142L258 143V140H256L254 136H252V135H250V134H248V133H245V135H246ZM3 135H4V134H3ZM14 135H15V134H14ZM42 135H40V136L43 138L44 136H47L48 134H47V135L44 134V136H42ZM51 135H53V134H51ZM54 135H55V134H54ZM54 135H53V136H54ZM117 135H118V136H117ZM179 135H180V134H179ZM181 135H182V134H181ZM181 135H180V137H179V140H180L181 137L183 136V135H182V136H181ZM259 135L262 136L261 134H259ZM36 136H37V135H36ZM36 136H35V137H36ZM55 136H56V135H55ZM55 136H54V137H55ZM57 136H58V134H57ZM57 136H56V137H57ZM189 136H190V135H189ZM189 136H188V137H189ZM251 136H252V137H251ZM0 137H2V136H0ZM41 137H40V138H41ZM122 137H123V136H122ZM129 137H130V136H129ZM177 137H178V135H177ZM185 137H186V135H185ZM262 137H263V136H262ZM262 137H261V138H262ZM40 138H39V140H38V141H39L38 143H40V141L42 142V140H43L42 138H41V140H40ZM45 138H47V137H45ZM45 138H44L43 141H45ZM58 138H59V137H58ZM61 138H62V137H61ZM130 138H131V137H130ZM172 138H173V137H172ZM182 138L185 139L184 137H182ZM186 138H187V137H186ZM189 138H190V137H189ZM259 138H260V137H259ZM32 139H33V138H32ZM174 139H175V138H174ZM131 140H132V139H131ZM186 140H187V139H185V141H186ZM0 141H3V139L0 138ZM61 141H62V140H61ZM129 141H130V140H129ZM180 141H181V140H180ZM187 141H188V140H187ZM4 142H5V141H4ZM33 142H35V141L33 140ZM36 142H37V140H36ZM92 142H93V141H92ZM0 143H1V142H0ZM38 143H37V145H39ZM45 143H46V141H45ZM59 143H60V142H59ZM182 143H184V140L182 141ZM40 144L43 145V143H40ZM90 144H91V143H90ZM90 144H89V145H90ZM92 144H93V143H92ZM94 144H93V145H94ZM42 145H41L39 148H43ZM93 145H91L90 147L92 148ZM181 145H182V144H181ZM183 145H184V144H183ZM0 146H1V145H0ZM6 147H8V146H6ZM2 148H4V147H2ZM45 148H46V147H44V149H45ZM253 148H252V149H253ZM7 149L9 150V148H7ZM49 149H50V148H49ZM49 149H48V151H49ZM191 149H192V148H191ZM10 150H11V151L13 150V152H15V150H14L13 148L10 149ZM88 150H89V149H88ZM92 150H93V149H91V151H92ZM97 150H98V149H97ZM91 151H90V152H91ZM194 151H195V150H193V152H194ZM225 151H226V150H225ZM49 152H50V151H49ZM51 152H52V151H51ZM90 152H89V153H90ZM97 152H98V151H97ZM186 152H187V151H186ZM190 152H191V151H190ZM251 152H252V151H251ZM15 153H16V152H15ZM89 153H88V154H89ZM95 153H96V151H95ZM222 153H223V152H222ZM222 153H221V154H222ZM91 154H92V153H91ZM188 154H189V153H188ZM188 154H187V155H188ZM14 155L16 156L17 154H14ZM18 155H19V154H18ZM31 155H32V154H31ZM52 155H53V154H52ZM55 155H56V154H55ZM89 155H90V154H89ZM183 155H184V154H183ZM192 155L194 156L195 154L192 153ZM263 155H264V154H263ZM19 156H21V157L23 156V157H22L23 159L25 158L24 155H19ZM19 156H18V157H19ZM26 156H30V154H28V155H26ZM32 156H34V155H32ZM32 156H30V157H32ZM53 156H54V155H53ZM56 156H57V155H56ZM56 156H55V157H56ZM91 156H92V155H91ZM91 156H90V158H91ZM185 156H186V155H185ZM185 156H183V157L185 158ZM190 156H191V155H190ZM190 156H189V157H190ZM218 156H219V155H217V159H215V162H216V163L213 162V161H212V162H211V161H206L205 163H203V169H202V168H200V169H199V168H196V167L194 166V163H193V160H192V159H191V161L189 162V163H190V166L187 165V166H188V167H187L186 164H185V162H184V163L182 162V164H185L184 166L187 167L188 169H189V167H191V169H189V170L192 171V172L188 171L187 173H190V174H191V173L194 172L195 175H196L197 177H198V174H199L198 171L203 172V177H204V175H205V172H208V173H214L215 175L224 176V175H221V174H219L218 172H216V167H221V166H222V163H225V165H228V161L225 162V160H227V157L224 156V155H220L219 157H218ZM16 157H17V156H16ZM18 157H17V158H18ZM30 157H29V158H30ZM99 157H100V158H99ZM186 157H187V156H186ZM189 157H188V158H189ZM215 157H216V156H215ZM22 158H20V159H22ZM27 158H28V157H27ZM29 158H28V159H29ZM34 158H36V157L34 156V157L32 158L33 160H31V162H33V161L36 162V159H34ZM88 158H89V156H88ZM88 158H87V159H88ZM92 158H94V157L92 156ZM184 158H183V159H184ZM18 159H19V158H18ZM18 159H17V160H18ZM30 159H31V158H30ZM30 159H29V160H30ZM55 159H56V158H55ZM94 159H95V158H94ZM189 159H190V158H189ZM194 159H195V158H194ZM24 160H25V159H24ZM26 160H27V159H26ZM29 160H27V162H28ZM63 160H65V159L63 158ZM18 161H20V160H18ZM40 161H41V160H40ZM40 161H37V162L39 163ZM59 161H60V160H59ZM66 161H67V160H66ZM69 161H70V159H69ZM69 161H67V162H69ZM87 161H89L88 163H90V160H87ZM91 161H92V160H91ZM109 161H108V162H109ZM188 161H189V160H188ZM188 161H187V162H188ZM22 162H23V161H22ZM73 162H74V161H73ZM73 162H70V163L73 164ZM105 162H106V161H105ZM209 162H210V163H209ZM252 162H253V160H252ZM256 162H257V161H256ZM256 162H255V163H256ZM28 163H29V165H30V161H29ZM40 163L42 164V161H41ZM40 163H39V164H40ZM1 164H2V163H1ZM23 164H24V163H22V165H23ZM25 164H26V163H25ZM39 164H37V166H38ZM41 164H40L39 166H41ZM60 164H61V163H60ZM64 164H66V162H65ZM64 164H63V165H64ZM90 164H91V163H90ZM231 164H232V163H231ZM256 164H257V163H256ZM20 165H21V164H20ZM32 165L34 166L35 164H32ZM58 165H59V164H58ZM68 165H69V164H68ZM74 165L76 166L75 163H74ZM74 165H72V166H74ZM92 165H93V164H92ZM98 165H97V168H98ZM250 165H251V164H250ZM253 165L255 166V164H253ZM253 165H252V166H253ZM23 166H24V165H23ZM25 166L28 167L27 165H25ZM35 166H36V165H35ZM35 166H34V167H35ZM39 166H38L37 168H39ZM42 166H43V165H42ZM59 166H60V165H59ZM66 166H67V165H66ZM90 166H91V165H90ZM182 166H183V165H182ZM20 167H21V166H20ZM45 167H46V166H45ZM70 167H71V166H70ZM91 167H92V166H91ZM93 167H94V166H93ZM104 167H105V168H104ZM115 167H114V168H115ZM211 167H212V168H211ZM24 168H25V167H24ZM67 168H68V167H67ZM79 168H80V166H79L78 168L76 167V171H77V169H79ZM25 169H26V168H25ZM33 169H34V168H33ZM62 169H63V168H62ZM69 169H70V168H69ZM80 169H81V168H80ZM101 169H99V170H101ZM0 170H3V168H1ZM8 170H9V169H8ZM21 170H22V169H21ZM27 170H28V168H27ZM95 170H96V169H95ZM102 170H101V171H102ZM115 170H116V169H115ZM14 171H15V170H14ZM78 171H79V170H78ZM78 171H77V172H78ZM82 171H83V170H82ZM91 171H92V170H91ZM93 171H94V170H93ZM96 171H97V170H96ZM103 171H102V173H103ZM3 172H4V171H3ZM30 172H31V171H30ZM32 172H33V171H32ZM72 172H73V171H72ZM74 172H75V171H74ZM98 172H99V171H98ZM104 172H105V173H104L103 175H105V174L107 173L106 170H105ZM4 173H5V172H4ZM14 173H15V172H14ZM59 173H60V172H59ZM82 173H83V172H82ZM86 173H87V172H86ZM86 173H85V174H86ZM185 173H186V171H185ZM38 174H41V173H38ZM79 174L82 175L81 173H79ZM79 174H77V176H78ZM83 174H84V173H83ZM107 174H108V173H107ZM107 174H106V177L108 176ZM3 175H4V174H3ZM8 175H9V174H8ZM36 175H37V174H36ZM65 175H66V174H65ZM80 175H79V177H80ZM86 175H87V174H86ZM99 175H100V174H99ZM99 175H97V176H99ZM103 175H102V176H103ZM232 175H233V174H232ZM232 175H231V179H230V177L227 178V179H228V182L234 184V187H235V189H236L235 191H236L237 193H239V192H241V187H240V182H241V180H240V179L238 180V177H236L237 180H235V178H234L235 175H233V176H232ZM239 175H240V174H237L236 176H239ZM1 176H2V175H1ZM11 176H12V175H11ZM31 176H32V175H31ZM37 176H38V175H37ZM102 176L100 175L99 177H102ZM188 176H190V175H188ZM191 176H193V175L191 174ZM8 177H9V176H8ZM81 177H82V176H81ZM81 177H80V178H81ZM83 177H84V176H83ZM197 177H196V178H197ZM9 178H10V177H9ZM67 178H68V176H67ZM77 178H78V177H77ZM102 178H103V177H102ZM104 178H105V177H104ZM108 178H109V176H108ZM194 178H195V177H194ZM196 178H195V179H196ZM0 179H1V178H0ZM11 179H12V178H11ZM11 179H10V180H11ZM32 179H33V178H32ZM75 179H76V178H75ZM97 179H99V178L97 177ZM105 179H106V178H105ZM192 179H193V178H192ZM10 180H9V181H10ZM84 180H85V179H84ZM86 180H87V179H86ZM86 180H85V181H86ZM5 181H6V180H5ZM26 181H27V180H26ZM68 181H71V180H68ZM72 181H73V179H72ZM98 181H99V180H98ZM103 181H105V180L103 179ZM216 181H217V184L220 183V185L222 186V187L220 186V188H223V189H224V187H225L226 190L228 189V188H227V186H228V182H226V181L223 180V179L220 180V178H218V180H216ZM15 182H16V181H15ZM17 182H18V181H17ZM56 182H57V181H56ZM66 182H67V181H66ZM76 182H77V181H76ZM94 182H96L97 185L99 184V182H97L96 180H95ZM100 182L102 183V180H101ZM108 182H109V181H108ZM108 182H107V183H108ZM111 182H112V181H111ZM23 183H24V182H23ZM29 183H31V182H29ZM39 183H40V182H39ZM77 183H78V182H77ZM103 183H105V182H103ZM215 183H216V182H215ZM15 184H16V183H15ZM17 184H18V183H17ZM33 184H34V182H33ZM80 184H83V183H80ZM207 184L209 185L210 183L208 182ZM0 185L2 186V183H1ZM6 185H7V184H6ZM60 185H61V184H60ZM83 185H85V184H83ZM87 185H88V184H87ZM100 185H101V184H100ZM203 185H204V183H203ZM208 185L205 184L204 186L209 187L210 185H209V186H208ZM249 185H250L252 188H255V186H254L253 183L249 182ZM19 186H20V185H19ZM64 186H65V185H64ZM66 186H67V185H66ZM66 186H65V187H66ZM79 186H80V185H79ZM81 186H82V185H81ZM95 186H96V185H95ZM204 186H203V187H204ZM39 187H40V186H39ZM77 187H78V186H77ZM228 187H229V186H228ZM2 188H3V186H2ZM19 188H20V187H19ZM66 188H67V187H66ZM111 188H112V187H111ZM111 188H110V189H111ZM229 188H230V187H229ZM0 189H1V188H0ZM81 189H82V188H81ZM98 189H99V188H98ZM8 190H9V189H8ZM28 190H29V189H28ZM53 190H54V189H53ZM58 190H59V189H58ZM84 190H85V189H84ZM84 190H82V192H84ZM86 190H87V189H86ZM113 190H114V189H112V191H113ZM228 190L230 191V189H228ZM2 191L5 192L4 194H6L7 189H6V191H5L4 188H3ZM10 191H11V190H10ZM10 191H8L9 194H6L7 196L9 195L8 197L14 195L13 193L10 194V193H11ZM20 191H21V190H20ZM30 191H32V190H30ZM37 191H39V190H37ZM54 191H55V190H54ZM64 191H65V190H64ZM116 191H117V190H116ZM116 191H115V192H116ZM13 192H14V191H13ZM18 192H19V191H18ZM22 192H23V191H22ZM24 192H25V190H24ZM26 192H29V191H26ZM26 192H25V193H26ZM34 192H35V191H34ZM66 192L69 193V191H66ZM85 192H86V196H87V193H88V192H87V191H85ZM253 192H254V191H253ZM256 192H257V191H256ZM35 193H36V192H35ZM35 193H34V195H36ZM37 193H38V194H37V196H38L40 192H37ZM20 194H21V193H20ZM40 194L42 195V193H40ZM255 194H256V193H255ZM0 195H2L1 192H0ZM6 195H3L2 198H3V197H6L7 199L12 200V197H11V199H10V198H8ZM16 195H17V194H16ZM32 195H33V194H31V196H32ZM34 195H33V196H34ZM82 195H85V193L82 194ZM253 195H254V193H253ZM253 195H252V196H253ZM18 196H19V195H18ZM20 196H21V195H20ZM23 196H25V195H23ZM23 196H21L22 199H23ZM59 196L61 197L60 194H59ZM67 196H68V195H67ZM237 196H238V197H237ZM237 196H236V198H238V199L241 198L240 195H237ZM255 196L257 197V194H256ZM0 197H1V196H0ZM16 197H17V196H16ZM55 197H56V196H55ZM55 197H54V198H55ZM64 197H65V196H64ZM69 197H70V196H69ZM78 197H79V196H78ZM88 197H89V196H88ZM253 197H254V196H253ZM256 197H255V198H256ZM2 198H1V199H2ZM21 198H20V199H21ZM34 198H35V197H34ZM56 198H57V197H56ZM56 198H55V199H56ZM76 198H77V197H76ZM89 198L91 199V197H89ZM261 198H263V197H261ZM261 198L257 197L258 205H257V207H255L254 210H256L257 208H258V210H256V211L253 210L254 212L252 211L253 213H250V212H249V209L251 208V207H250V208H248V209L246 208V209H247L246 211H248L250 214H249L248 212H245V217H246V219H247V222L249 221V223L252 224V227H251L250 230H252V232H255V233H256V235H255L254 237L256 238V241H258V242H255V241L253 242V241H252L253 243H252L251 245H249V244H248V245H244L245 248H243V249H245L246 254L248 255V258H252V260L254 261L253 263H256V262H257L256 264H264V205H261V204H260L261 202L264 203V200L261 199ZM7 199H6V200H7ZM24 199H25V198H24ZM24 199H23V200H24ZM32 199H33V197H32ZM55 199H53V200H55ZM66 199H67V198H66ZM69 199H70V198H69ZM86 199H87V198H86ZM3 200L5 201V199H3ZM9 200H7V201H5V202L7 203ZM13 200H14V199H13ZM25 200H26V199H25ZM29 200H30V199H29ZM33 200H35V199H33ZM33 200H32V201H33ZM51 200H52V198H51ZM51 200H49V202H50ZM53 200H52L51 202H53ZM32 201H31V202H32ZM239 201L241 202V200H239ZM10 202H11V203L8 202L7 204H8V205H9V204L12 205V204H13L12 201H10ZM13 202H14V201H13ZM23 202L25 203V201H23ZM49 202H48V203H49ZM77 202H79V201H77ZM77 202H75V203L72 202V203L76 204ZM86 202L89 203V206H88V207H87V205L83 206L82 203H81L80 205H82L84 208L87 207V208H86V210H87V209L90 207V205L93 204V203H91V202H89V201H86ZM92 202H93V201H92ZM2 203H4V202H3V201L0 202V205H1ZM27 203H28V202H27ZM44 203H45V202H44ZM72 203L70 202V204H72ZM96 203H97V202H96ZM7 204L4 203V205L6 206V208H7L8 210L13 209V208L15 209V207H12L11 205H10L11 208H10V207L8 208ZM15 204L18 205V204L16 203V200H15L13 206H16ZM41 204H42V203H41ZM52 204H53V203H52ZM57 204H59V203H57ZM57 204H56V205H57ZM68 204H69V203H68ZM70 204H69V205H70ZM74 204H72L71 207H73ZM84 204H85V203H84ZM4 205H3V206H4ZM45 205H46V204H45ZM45 205H44V206H45ZM49 205H50V204H49ZM80 205L77 203V206H80ZM5 206H4V207H5ZM20 206H21V205H20ZM27 206H28V205H27ZM29 206H30V205H29ZM29 206H28L27 208H30ZM44 206H43V207H44ZM67 206H68V205H67ZM100 206H102V205H100ZM253 206H254V205H253ZM253 206H252V208H253ZM258 206H259V207H258ZM22 207H23V206H22ZM22 207H21V208H22ZM50 207H51V206H50ZM55 207H56V206H55ZM91 207H93V206L91 205ZM91 207H90L89 209H91ZM6 208H5V209H6ZM18 208H19V207H18ZM69 208H70V206L67 207L68 210H70ZM74 208H75V207H73V209H74ZM93 208H94V207H93ZM93 208H92V209H93ZM241 208H242V207H241ZM243 208H244V207H243ZM0 209H1V208H0ZM14 209H13V210H14ZM23 209H24V208H23ZM39 209L43 211L44 208H42V205H41V208H39ZM57 209H58V208H57ZM76 209H77V208H76ZM79 209H80V212H79V213H80L79 216H80V215H81V211H84L85 209L82 210L83 208L78 207V210H79ZM92 209H91V210H92ZM244 209H245V208H244ZM244 209H243V211H244ZM15 210H17V209H15ZM19 210H20V208L18 209V211H19ZM21 210H22V209H21ZM21 210H20V211H21ZM27 210H30V209H27ZM27 210L22 211V212H24V214H25V212H27ZM44 210H45V209H44ZM59 210H60V209H59ZM59 210H58V211H59ZM91 210H89V211H91ZM250 210H252V209H250ZM18 211H17V212H18ZM20 211H19V212H20ZM45 211H46V210H45ZM71 211H72V208H71ZM71 211H70L69 213H71ZM74 211H75V209H74ZM74 211H72L71 215L73 216V219H74V221H75L76 216H75V218H74V214H75V213L73 214ZM87 211H88V210H87ZM89 211H88V212H89ZM93 211H95V210H92L91 213H94ZM8 212H9V214H8ZM13 212H14V211H13ZM13 212L11 211V213H10V211H7L8 216H9V215L11 216ZM15 212H16V211H15ZM17 212H16V213H17ZM30 212H31V211H30ZM39 212H41V211H39ZM46 212H47V211H46ZM46 212H45V213L43 212L42 214L45 215ZM64 212H65V211H64ZM75 212L78 213V211H75ZM85 212H86V211H85ZM85 212H83V213H85ZM98 212H99V211H96V214H97V215L94 213L95 216H96L97 218H96V217H93V218H96V219L99 218V220H100V219L102 218V217H101L102 214H101V216L99 217L100 214L98 215ZM239 212H240V211H239ZM241 212H242V211H241ZM62 213H63V211H62ZM86 213H87V212H86ZM233 213H234V212H233ZM14 214H15V213H14ZM14 214H13V215H14ZM18 214H20V213H18ZM18 214H17V215H18ZM89 214H90V212H89ZM89 214H88V215H89ZM94 214H93V215H91V214L89 215V216H90V218H89L90 220H91V218H92L91 216H94ZM236 214H237V213H236ZM17 215H16V216H17ZM27 215H28V214H27ZM29 215H30V214H29ZM32 215H33V214H32ZM35 215H36V214H35ZM39 215H40V216H43V215H41V214H39ZM53 215H54V214H53ZM61 215H65V213L60 214V216H61ZM66 215H67V214H66ZM69 215H70V214H69ZM69 215H68V216H69ZM76 215H77V214H76ZM82 215H83V214H82ZM86 215H87V214H86ZM10 216H9V217H10ZM16 216H14V217H16ZM19 216H20V215H19ZM25 216H26V215H25ZM25 216H24V217H25ZM36 216H38V215H36ZM60 216H59V217H60ZM72 216H71V218H72ZM236 216H237V215H236ZM20 217L22 218V216H20ZM24 217H23V218H24ZM31 217H33V216H31ZM62 217L67 218V216H66V217H65V216H62ZM85 217H86V216H85ZM237 217H238V216H237ZM4 218H5V216H4ZM36 218H38V217H36ZM71 218H68V219H71ZM83 218H84V217H82V219H83ZM240 218H241V217H240ZM2 219H3V218H2ZM2 219H1V220H2ZM5 219H6V218H5ZM5 219L2 220V221L0 220V221H1L0 224H3V222L5 221ZM10 219H12V221H13V218H12V217H11ZM14 219H16L17 222L15 221L16 224L13 223V222H12V223L15 224V225H17V223H18L19 220H17L18 218H14ZM24 219H26V218H24ZM33 219H34V218H33ZM73 219H72V220H73ZM79 219H80V217H79ZM34 220H35V219H34ZM61 220H62V219H61ZM77 220H78V219H77ZM84 220H85V219H84ZM84 220H83V221H82V220H81V221L79 220V221L84 223ZM92 220H94V219H92ZM99 220H96V221H99ZM105 220H106V219H105ZM9 221H10V220H9ZM20 221H21V220H20ZM63 221L66 223V219H65V220L63 219ZM69 221H70V220H69ZM69 221H67L66 224H68ZM79 221H78V222L76 221L77 224H76L75 222H73V223H75V225H78V223H80ZM96 221H93V222L91 221V222H92L93 224H94V223L97 224ZM103 221H104V220H103ZM245 221H246V220H245ZM245 221H244V222H245ZM5 222H6V221H5ZM7 222H8V221H7ZM31 222H32V220H31ZM71 222H72V221H71ZM85 222H86V221H85ZM99 222H100V221H99ZM115 222H116V221H115ZM115 222H114V223H115ZM242 222H243V221H242ZM9 223H11V222H9ZM12 223L9 224V225L15 226V225H13ZM28 223H29V222H28ZM83 223H82V224H83ZM86 223H87V222H86ZM86 223H84V224L86 225ZM19 224H22V223H19ZM25 224H26V223H25ZM30 224H33V225H34V223H30ZM106 224H108V223H106ZM7 225H8V223H7ZM9 225H8V226H9ZM36 225H37V224H36ZM71 225H72V223H71ZM85 225H82V226L85 227ZM100 225H101V223H100ZM111 225H112V224H111ZM2 226L4 227V225H1L0 227H2ZM12 226H11V227H12ZM18 226H19V225H18ZM18 226H17V229H18V232H20L19 230H20V228H22V227L19 228ZM20 226H21V225H20ZM79 226H80V224H79ZM95 226H96V225H95ZM97 226H98V225H97ZM102 226H104V225L102 224ZM102 226H101V227H102ZM117 226H118V225H117ZM9 227H10V226H9ZM15 227H16V226H15ZM36 227H39V226H36ZM65 227H66V225L64 224V228H65ZM73 227H74V226H73ZM92 227H93V226H92ZM105 227H106V226H105ZM39 228H40V230L42 229V227H39ZM67 228H68V226H67ZM85 228L87 229V228H90V227H89V225H88V226H86ZM103 228H104V227H103ZM113 228H114V227H113ZM12 229H13V228H12ZM30 229H31V227H30ZM81 229H82V228H81ZM86 229H85V230H86ZM93 229H94V228H93ZM93 229L90 230V231H93ZM27 230H28V229H27ZM55 230H56V228H55ZM63 230H64V229H63ZM68 230H70V229H68ZM68 230H66V231L68 232ZM94 230H96V227H95ZM102 230H103V229H102ZM112 230H113V229H112ZM7 231H8V230H7ZM12 231H14V230H12ZM23 231H24V230L21 229V232H23ZM37 231H38V230H37ZM64 231H65V230H64ZM75 231H76V230H75ZM86 231H89V229L86 230ZM26 232H27V231H26ZM42 232H43V230H42ZM67 232H66V233H67ZM98 232H99V231H97V233H98ZM112 232H113V231H112ZM114 232H115V230H114ZM24 233H25V232H24ZM43 233H44V232H43ZM43 233H42V234H43ZM68 233H70V232H68ZM72 233H74V232H72ZM93 233H94V231H93ZM106 233L108 234L109 232H106ZM22 234H23V233H22ZM42 234H41V235H42ZM50 234H51V233H50ZM88 234H90V233H88ZM95 234H96V233H95ZM27 235H28V234H27ZM31 235H32V234H31ZM31 235H30V237L28 236L29 238H27L28 240L30 239V240H29L30 242H32V241H31V238L33 237V236L31 237ZM44 235H45V233H44ZM46 235H47V234H46ZM69 235H71V233H70ZM76 235H77V234H76ZM97 235H98V234H97ZM109 235H111V234H109ZM123 235H124V234H123ZM48 236H49V235H48ZM51 236H52V234H51ZM67 236H68V235H67ZM99 236H100V233H99ZM99 236H98V237H99ZM112 236H113V235H112ZM23 237L26 238L25 235H23ZM45 237H46V236H45ZM53 237H54V236H53ZM70 237H71V236H70ZM91 237H93V235H91ZM102 237H103V236H102ZM105 237H106V236H105ZM113 237H114V236H113ZM38 238H39V237H38ZM63 238H64V237H63ZM71 238H72V237H71ZM106 238H107V237H106ZM109 238L112 239V237H110V236H109ZM3 239H5V238H3ZM3 239H2V240H3ZM46 239H47V238H46ZM50 239H51V237H50ZM53 239H54V238H53ZM55 239H56V238H55ZM91 239H92V238H91ZM114 239H115V238H114ZM24 240H25V239H24ZM39 240H40V239H39ZM39 240H37V241L41 243V240H40V241H39ZM61 240H62V239H61ZM61 240H60V242H61ZM71 240H73V239H71ZM99 240H100V239H99ZM112 240H113V239H112ZM115 240H116V239H115ZM0 241H1V240H0ZM3 241L6 242V240H3ZM7 241H8V240H7ZM14 241H16V240H14ZM26 241H27V240H26ZM37 241L35 240V242H37ZM46 241H47V240H46ZM66 241H67V240H66ZM100 241H101V240H100ZM100 241H99V242H100ZM102 241H103V239H102ZM30 242H29V244H30ZM35 242H33V243L36 244ZM42 242H43V241H42ZM86 242H87V241H86ZM106 242H107V241H106ZM2 243H3V242H2ZM6 243H7V242H6ZM15 243H16V245L19 244L18 242H14V244H15ZM17 243H18V244H17ZM27 243H28V242H26V244H27ZM40 243H39V244H40ZM50 243H51V242H50ZM61 243H62V242H61ZM64 243H67V242H64ZM74 243H75V242H74ZM104 243H105V241H104ZM241 243H242V242H241ZM14 244H13V245H14ZM55 244H57V242H56ZM67 244L69 245V243H67ZM67 244H66V245H67ZM71 244H72V243H71ZM71 244H70V245H71ZM75 244H76V243H75ZM95 244H96V243H95ZM258 244H259V245H258ZM3 245H4V244H3ZM3 245H2V247H3ZM7 245H8V250H10L11 246H10L8 243H7ZM7 245H6V246H7ZM31 245H32V243L30 244V246H31ZM36 245H38V243H37ZM36 245H35V246H36ZM44 245H45V244H44ZM44 245H43V246H44ZM51 245H52V244H51ZM99 245H100V244H99ZM107 245H108V244H107ZM114 245H115V244H114ZM241 245H242V244H241ZM9 246H10V248H9ZM14 246H15V245H14ZM22 246H23V245H22ZM30 246L28 245L29 248H30ZM38 246H39V245H38ZM38 246H36V247H38ZM41 246H42V244H41L39 247L42 248ZM48 246H50V245H48ZM48 246H47V247H48ZM76 246H77V245H76ZM92 246H93V245H92ZM100 246H101V245H100ZM112 246H113V245H112ZM242 246H243V245H242ZM244 246H243V247H244ZM255 246H258V247L260 246V250H257V251L259 252L258 254H255L256 251L254 252V248H255ZM12 247H13V246H12ZM17 247H19V246H17ZM20 247H21V246H20ZM44 247H46V245H45ZM44 247H43V248H44ZM56 247H57V246H56ZM65 247H66V246H65ZM69 247H70V246H69ZM88 247H89V246H88ZM107 247H108V246H107ZM113 247H114V246H113ZM0 248H1V247H0ZM5 248H6V247H5ZM14 248L16 249V247H14ZM14 248H12V250L9 251V252L11 253V252L14 250ZM23 248H24V247H22L21 249H16V251H17V250L22 251ZM63 248H64V247H63ZM6 249H7V248H6ZM31 249H32V248H31ZM34 249H35V248H33L32 251H34ZM46 249H47V248H46ZM89 249H90V248H89ZM99 249H100V248H99ZM108 249H109V253H111V251H112V252L114 251V249H113V250L110 249V248H108ZM108 249H107V250H108ZM1 250H2V249H1ZM3 250H5V249L3 248ZM3 250H2V251H3ZM23 250H25V249H23ZM39 250H40V249H39ZM65 250H66V249H65ZM77 250H78V249H77ZM81 250H82V249H81ZM110 250H111V251H110ZM2 251H0V253L3 254L4 256H2V255H1V256H2V257H6V256L8 255V253H7V255H6V254H4V252H2ZM26 251H27V250H26ZM26 251H23V252L25 253ZM46 251H49V250H46ZM66 251L69 252L70 250L68 249V250H66ZM78 251H79V250H78ZM88 251L90 252L91 250H88ZM92 251H93V250H92ZM94 251H95V249H94ZM96 251H97V250H96ZM28 252H29V251H28ZM28 252H26V253H28ZM37 252H38V251H36V253H37ZM39 252H40V251H39ZM51 252H52V251H51ZM51 252L49 251V252H47V253H49V254L52 256ZM89 252H88V253H89ZM101 252H102V251H101ZM114 252H115V254L117 253V251H114ZM13 253H14V251H13ZM13 253H12V254H13ZM15 253H16V252H15ZM17 253H21V252H17ZM24 253H22V254H24ZM26 253H25V254H26ZM40 253H41V252H40ZM42 253H43V251H42ZM45 253H46V252H45ZM45 253H44V255H45ZM53 253H54V252H53ZM58 253H59V252H58ZM80 253H81V252H80ZM86 253H87V252H86ZM91 253H93V252H91ZM240 253H243V251H241ZM25 254H24V255H25ZM49 254H47V255L50 256ZM115 254L113 253V255H115ZM119 254H120V253H118V255H119ZM5 255H6V256H5ZM10 255H11V254H10ZM13 255H15V254H13ZM18 255H19V254H18ZM20 255H21V254H20ZM28 255H29V254H28ZM30 255H31V254H30ZM44 255H43V256H44ZM65 255L67 256V254H65ZM69 255H72V254L69 252ZM69 255H68V256H69ZM89 255H92V254L89 253L88 256L85 254V256H87V257H89V258H90V257L93 258L92 256H93L94 254H93L92 256H89ZM109 255H110V254H109ZM118 255H116V256H118ZM120 255H121V254H120ZM120 255H119V256H120ZM124 255H125V254H124ZM239 255H240V254H238V256H239ZM26 256H27V254H26ZM55 256H56V253H55ZM72 256H73V255H72ZM83 256H84V254H83ZM96 256H97V255H96ZM119 256H118V257H119ZM134 256H135V255H134ZM7 257H10V256L8 255ZM7 257H6V258H7ZM12 257H15V256H12ZM12 257H11V258H12ZM17 257H18V256H17ZM19 257H20V256H19ZM24 257H25V256H23V258H24ZM27 257H28V258L25 260V263H24V264H33V263H32L33 261L31 262V259H32V258L34 259V257H32V258H31L30 256H27ZM41 257H42V256H41ZM41 257L38 256V259H41ZM63 257H64V256H63ZM74 257H75V256H73V258H74ZM87 257H84V259H85V258L87 259ZM97 257H99V256H97ZM110 257H111V255H110ZM112 257H115V256H112ZM118 257H116V258L118 259ZM0 258H1V257H0ZM15 258H16V257H15ZM23 258L21 257V258H20V261H21V259H23ZM30 258H31V259H30ZM67 258H68V257H67ZM67 258H66V259H67ZM116 258H115V259H116ZM198 258H199V259L197 260V262H198L199 264H214L211 260H207V259L200 258V257H198ZM8 259H9V258H8ZM16 259L19 261L18 258H16ZM28 259H29V260H28ZM58 259L62 260L61 258H58ZM58 259H57V260H58ZM66 259L64 258L65 261H66ZM71 259H72V257H71ZM76 259H77V258H76ZM82 259H83V258H82ZM110 259H111V258H110ZM117 259H116V260H117ZM239 259H240V258H239ZM1 260L3 261V259H1ZM9 260H12V259H9ZM34 260H37V259H34ZM67 260H68V259H67ZM90 260H91V259H90ZM93 260H94V259H93ZM96 260H98V258H97ZM99 260H100V259H99ZM103 260H104V259H103ZM108 260H109V259H108ZM112 260H113V259H112ZM119 260H121V259H119ZM249 260H251V259H249ZM12 261L16 262L15 259L12 260ZM37 261H38V260H37ZM37 261H36V262H37ZM40 261H41V260H40ZM49 261H51V260H49ZM71 261H74V259L71 260ZM94 261H95V260H94ZM105 261H106V260H105ZM105 261H104V262H105ZM222 261H223V260H222ZM38 262H39V261H38ZM38 262H37V263H38ZM53 262H54V261H53ZM60 262H61V263H60ZM66 262H67V261H66ZM92 262H93V261H92ZM92 262H91V264H92ZM99 262H100V261H99ZM113 262H115V261H113ZM117 262H122V261H118V260H117ZM223 262H225V260H224ZM250 262H251V261H250ZM19 263H20V262H19ZM21 263L23 264V262H21ZM37 263H36V264H37ZM39 263H40V262H39ZM39 263H38V264H39ZM50 263H51V262H50ZM54 263H55V262H54ZM59 263L62 264V261H59ZM64 263H65V262H64ZM69 263H70V262H67V264H69ZM94 263H96V262H94ZM127 263H128V262H127ZM225 263H226V262H225ZM12 264H13V263H12ZM34 264H35V261H34ZM42 264H43V263H42ZM46 264H47V263H46ZM55 264H58V261H57V263H55ZM65 264H66V263H65ZM101 264H102V262H101ZM103 264H104V263H103ZM115 264H116V263H115ZM122 264H123V262H122ZM135 264H136V263H135ZM226 264H228V263H226ZM240 264H246V263H245V261H242V260H241V263H240Z\"/></svg>", "mask_w": 264, "mask_h": 264}, {"label": "crops", "instance_id": "crops-1", "mask_svg": "<svg viewBox=\"0 0 264 264\" xmlns=\"http://www.w3.org/2000/svg\"><path fill=\"white\" fill-rule=\"evenodd\" d=\"M244 9L251 12L256 18H260L262 31L264 33V0H238ZM261 54L257 60L258 72H256L257 83L261 85L262 93L259 94L261 105L264 108V38L261 43ZM264 179V173L261 175ZM264 182V180H263ZM159 183V182H157ZM152 186L151 191L155 198L156 186ZM154 188V189H153ZM154 191H153V190ZM152 199H154L152 197ZM156 213L159 218L168 220L182 226L190 232L197 240L212 239L220 233L222 225L219 218L211 210H206L196 201H181L175 196L158 198ZM156 201V199H154ZM157 202V201H156Z\"/></svg>", "mask_w": 264, "mask_h": 264}, {"label": "built area", "instance_id": "built-area-1", "mask_svg": "<svg viewBox=\"0 0 264 264\" xmlns=\"http://www.w3.org/2000/svg\"><path fill=\"white\" fill-rule=\"evenodd\" d=\"M156 191H157L159 194L165 196V195H167V193L169 192V187L166 185L165 182L162 181V182H160V183L156 186Z\"/></svg>", "mask_w": 264, "mask_h": 264}]
</instances>
